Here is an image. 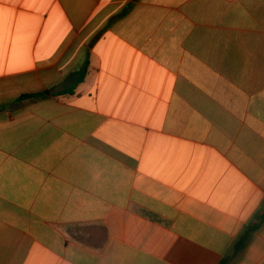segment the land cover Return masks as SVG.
Masks as SVG:
<instances>
[{
	"label": "crops",
	"instance_id": "crops-1",
	"mask_svg": "<svg viewBox=\"0 0 264 264\" xmlns=\"http://www.w3.org/2000/svg\"><path fill=\"white\" fill-rule=\"evenodd\" d=\"M0 264H264V0H0Z\"/></svg>",
	"mask_w": 264,
	"mask_h": 264
},
{
	"label": "trees",
	"instance_id": "trees-1",
	"mask_svg": "<svg viewBox=\"0 0 264 264\" xmlns=\"http://www.w3.org/2000/svg\"><path fill=\"white\" fill-rule=\"evenodd\" d=\"M72 92H73V89L70 88L68 90V93H72ZM46 95H48V93L33 95V97H43V96H46Z\"/></svg>",
	"mask_w": 264,
	"mask_h": 264
}]
</instances>
